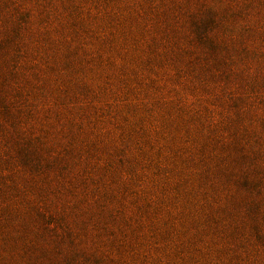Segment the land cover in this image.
<instances>
[{
    "label": "rangeland",
    "instance_id": "1",
    "mask_svg": "<svg viewBox=\"0 0 264 264\" xmlns=\"http://www.w3.org/2000/svg\"><path fill=\"white\" fill-rule=\"evenodd\" d=\"M0 264H264V0H0Z\"/></svg>",
    "mask_w": 264,
    "mask_h": 264
}]
</instances>
